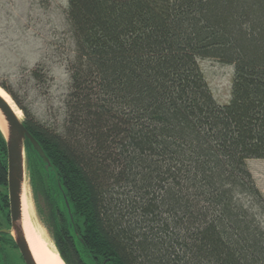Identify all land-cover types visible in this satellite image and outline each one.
Returning <instances> with one entry per match:
<instances>
[{
	"label": "trees",
	"instance_id": "1",
	"mask_svg": "<svg viewBox=\"0 0 264 264\" xmlns=\"http://www.w3.org/2000/svg\"><path fill=\"white\" fill-rule=\"evenodd\" d=\"M66 2L61 119L34 120L0 83L49 159L46 169L26 142L63 262L264 264V195L247 165L264 159V0ZM205 58L232 66L226 103ZM6 169L0 132L3 208Z\"/></svg>",
	"mask_w": 264,
	"mask_h": 264
},
{
	"label": "rangeland",
	"instance_id": "2",
	"mask_svg": "<svg viewBox=\"0 0 264 264\" xmlns=\"http://www.w3.org/2000/svg\"><path fill=\"white\" fill-rule=\"evenodd\" d=\"M66 4V0H0V83L14 93L29 117L46 124L61 119L69 92L68 65L74 56V42L66 18ZM198 63L213 97L219 103H226L232 66L212 58L199 59ZM33 69L41 72L42 81L31 76ZM0 88L19 110L22 120L23 109ZM25 164L24 181L32 218L37 231L55 247L51 231L44 222L45 208L39 201L36 204L32 194L26 152ZM247 165L264 195V159H248ZM0 190L4 188L0 186Z\"/></svg>",
	"mask_w": 264,
	"mask_h": 264
},
{
	"label": "water",
	"instance_id": "3",
	"mask_svg": "<svg viewBox=\"0 0 264 264\" xmlns=\"http://www.w3.org/2000/svg\"><path fill=\"white\" fill-rule=\"evenodd\" d=\"M0 132L5 140L6 149V187L11 226L15 242L27 264H36L21 225V191L25 179V145L29 143L45 168L50 162L43 149L25 128L11 106L0 95ZM63 261V260H62ZM65 264V263H64Z\"/></svg>",
	"mask_w": 264,
	"mask_h": 264
},
{
	"label": "bare ground",
	"instance_id": "4",
	"mask_svg": "<svg viewBox=\"0 0 264 264\" xmlns=\"http://www.w3.org/2000/svg\"><path fill=\"white\" fill-rule=\"evenodd\" d=\"M0 95L11 106L16 116L20 119L19 110L14 106L10 97L0 88ZM1 124V122H0ZM25 181L21 191V225L26 241L36 264H64L54 246L37 231L32 218V210L26 194ZM44 232L42 231V234ZM44 236V235H43Z\"/></svg>",
	"mask_w": 264,
	"mask_h": 264
},
{
	"label": "flooded vegetation",
	"instance_id": "5",
	"mask_svg": "<svg viewBox=\"0 0 264 264\" xmlns=\"http://www.w3.org/2000/svg\"><path fill=\"white\" fill-rule=\"evenodd\" d=\"M0 264H27L15 242L8 206L3 211L2 200L0 202Z\"/></svg>",
	"mask_w": 264,
	"mask_h": 264
}]
</instances>
